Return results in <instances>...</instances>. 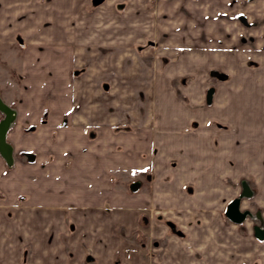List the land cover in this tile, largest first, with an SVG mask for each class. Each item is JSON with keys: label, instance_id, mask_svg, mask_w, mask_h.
Masks as SVG:
<instances>
[{"label": "crops", "instance_id": "1", "mask_svg": "<svg viewBox=\"0 0 264 264\" xmlns=\"http://www.w3.org/2000/svg\"><path fill=\"white\" fill-rule=\"evenodd\" d=\"M1 19L0 41L20 36L25 46L19 80L0 92L15 111L12 163L0 152V264H148L150 245L163 239L171 246L164 264H191L169 225L190 231V219H204L208 204L214 209L198 194L213 191L173 189L172 181L211 178L232 156L254 164L250 173L264 184L263 140L244 138L264 132V123L250 128L237 112L231 138L223 133L216 148L212 129L208 140L190 129L210 115L207 107L184 104L167 88L175 71L146 72L143 55L120 50L132 49L130 31H145V0H0ZM103 31L122 40L107 44ZM230 91L222 113H230ZM257 248L264 264V244Z\"/></svg>", "mask_w": 264, "mask_h": 264}, {"label": "rangeland", "instance_id": "2", "mask_svg": "<svg viewBox=\"0 0 264 264\" xmlns=\"http://www.w3.org/2000/svg\"><path fill=\"white\" fill-rule=\"evenodd\" d=\"M3 22L1 19L2 27ZM2 33L0 31V35ZM103 33L107 44L116 38L122 40L111 35L112 31ZM129 34L134 38L132 49L128 45L120 49L128 58L137 60L143 55L146 72L157 69V75L160 72L173 75L175 71L177 76L169 78L167 88L175 90L184 104L195 107L198 103L207 107L210 115L204 112L190 129L203 132L207 140L212 129L216 148L223 133L225 139L232 134L233 126L238 123L234 120L237 112L250 128L256 127L258 122L264 123V0H145V31ZM24 46L20 36L14 44L0 41V92L11 93L14 84H9L10 79L19 80ZM111 49L120 58L121 51ZM240 70L242 74L237 82L236 74ZM239 83L245 90L237 89ZM229 87L230 113H222L223 99H226L222 95ZM209 92L211 101L206 99ZM205 119L209 128L204 124ZM234 134L236 142L242 143L243 131ZM256 136L264 143V132H246L244 138L253 143L259 141L255 140ZM226 158L228 169L221 171V163H217L211 178L187 179L180 174L172 181L173 189L182 188L190 193L202 188L213 191L211 197L198 194L201 196L198 202L205 198L213 203L214 209L209 204L202 209L195 207L194 210H202L204 219L187 221L190 231L183 232L173 220L169 225L171 234L179 237V248L191 258V264H260L255 249L259 250L257 245L264 244V238L258 237L256 228L264 230V194L259 193L264 184L250 173L254 164L245 161L239 165L234 157ZM179 164L175 162L176 166ZM181 164L185 165L184 161ZM234 200L239 201L240 212L248 213L241 222L227 214ZM149 249L148 264L166 263L164 256L171 252L168 239L155 242ZM174 262L188 264L185 258H176Z\"/></svg>", "mask_w": 264, "mask_h": 264}, {"label": "water", "instance_id": "3", "mask_svg": "<svg viewBox=\"0 0 264 264\" xmlns=\"http://www.w3.org/2000/svg\"><path fill=\"white\" fill-rule=\"evenodd\" d=\"M0 111L4 114L3 119L0 121V152L5 158V160L11 164L12 163V153L13 148L12 145L7 141V132L8 129L13 122L15 111L9 105H7L0 97ZM227 214L236 222H241L245 216H247V212L239 211V201L234 200L231 202L227 209ZM258 233V237L264 238V230L262 228H256Z\"/></svg>", "mask_w": 264, "mask_h": 264}]
</instances>
